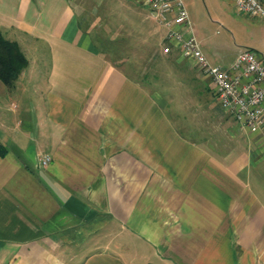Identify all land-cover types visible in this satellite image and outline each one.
Segmentation results:
<instances>
[{"label":"crops","instance_id":"1","mask_svg":"<svg viewBox=\"0 0 264 264\" xmlns=\"http://www.w3.org/2000/svg\"><path fill=\"white\" fill-rule=\"evenodd\" d=\"M0 34L28 60L0 80V264H264V126L210 78L183 113L110 62L73 0H0Z\"/></svg>","mask_w":264,"mask_h":264},{"label":"rangeland","instance_id":"2","mask_svg":"<svg viewBox=\"0 0 264 264\" xmlns=\"http://www.w3.org/2000/svg\"><path fill=\"white\" fill-rule=\"evenodd\" d=\"M73 3L110 62L152 90H161L175 99L183 113L188 109L201 112V101L205 99L203 86L211 95L212 84L204 80L193 61L179 57L176 49L164 53L163 37L168 29L151 18L150 9L138 0H73ZM183 3L193 33L210 62L227 67L235 56L248 49L264 60L263 20L238 13L229 0H183ZM213 100L216 103L214 96Z\"/></svg>","mask_w":264,"mask_h":264},{"label":"built area","instance_id":"3","mask_svg":"<svg viewBox=\"0 0 264 264\" xmlns=\"http://www.w3.org/2000/svg\"><path fill=\"white\" fill-rule=\"evenodd\" d=\"M150 9L159 24L166 26V47L169 54L176 49L184 58L193 61L211 79L221 108L232 115L242 128L264 126V60L254 50L240 53L233 66L225 69L212 64L195 37L189 13L183 0H138ZM240 14L264 21V0H229ZM51 161L42 160L43 166Z\"/></svg>","mask_w":264,"mask_h":264},{"label":"trees","instance_id":"4","mask_svg":"<svg viewBox=\"0 0 264 264\" xmlns=\"http://www.w3.org/2000/svg\"><path fill=\"white\" fill-rule=\"evenodd\" d=\"M27 65L28 60L19 45L0 34V80L8 87H13ZM6 152L0 141V156Z\"/></svg>","mask_w":264,"mask_h":264}]
</instances>
